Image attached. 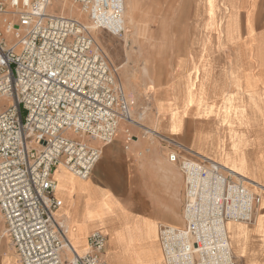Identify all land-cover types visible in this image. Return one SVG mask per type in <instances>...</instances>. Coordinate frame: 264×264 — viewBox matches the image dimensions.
Segmentation results:
<instances>
[{
  "label": "built area",
  "instance_id": "built-area-1",
  "mask_svg": "<svg viewBox=\"0 0 264 264\" xmlns=\"http://www.w3.org/2000/svg\"><path fill=\"white\" fill-rule=\"evenodd\" d=\"M67 1L96 29L126 31L125 0ZM51 5L0 0V100L9 101L0 111V216L22 264H107L103 233L93 232L79 255L56 221L63 201L55 197L54 172L62 166L88 180L102 158V147L69 132L109 145L121 123L136 122L91 28L76 17L48 14ZM126 134L133 139L130 129ZM189 151L195 155L168 157L184 177L185 224L161 226L165 263L236 264L227 225L255 223L264 188Z\"/></svg>",
  "mask_w": 264,
  "mask_h": 264
},
{
  "label": "crops",
  "instance_id": "crops-1",
  "mask_svg": "<svg viewBox=\"0 0 264 264\" xmlns=\"http://www.w3.org/2000/svg\"><path fill=\"white\" fill-rule=\"evenodd\" d=\"M198 6L199 20L204 21L203 26L200 24L201 35L223 39V50L231 53L232 72L229 82H222L229 88L222 86L216 91L221 104L216 107V125L212 132L201 130L198 133V150L185 148L264 188V0H198ZM125 7L126 32L130 27L136 33L144 18L134 0H125ZM212 30L215 32L211 33ZM189 96L192 97V91ZM146 116L147 112H142L134 126L147 135L157 136L160 116L155 128L140 123ZM179 122L176 114L171 115L170 131L176 133ZM127 129H124V139H118L117 133L112 144L99 142L96 146L102 147L103 156L92 179L81 180L62 166L55 170L58 184L55 197L63 201L55 218L66 227L79 255L87 252L88 238L97 231L107 240L103 255L107 264H166L160 228L185 224L184 177L157 147L151 148L139 140L132 130L133 139L128 140ZM201 146L209 148L213 154L206 148L202 150ZM171 151L183 155L174 148ZM126 170L136 175L137 180H130L126 204L122 205L106 184L116 192L121 191L120 176ZM140 174L141 181L138 180ZM100 179L104 186L98 183ZM181 186V219L176 223L169 213L176 212L174 201L178 199ZM261 194L255 223L227 225L236 264H264V191ZM70 258V253L63 254L65 261ZM0 264H22L1 216Z\"/></svg>",
  "mask_w": 264,
  "mask_h": 264
},
{
  "label": "rangeland",
  "instance_id": "rangeland-1",
  "mask_svg": "<svg viewBox=\"0 0 264 264\" xmlns=\"http://www.w3.org/2000/svg\"><path fill=\"white\" fill-rule=\"evenodd\" d=\"M134 1L144 18L141 29L136 33L130 27L121 35L94 29L79 7L67 0H52L47 13L79 18L91 28L92 37L108 57L127 94L133 120L139 121V115L146 111L147 116L140 123L155 128L157 116H160L158 136L147 135L138 126L124 122L120 126L121 131H118V139H124V129L130 128L139 140L151 148L157 147L167 160L173 148L182 152V157H193L195 154L185 147L198 150V133L201 130L212 132L216 125L215 111L221 104L220 97L216 98V91H220L222 86L229 88L228 84L222 82H229L231 76V53L223 50L221 37L201 35L200 24L203 26L204 21L199 20L198 0ZM190 91L192 97L189 96ZM8 105L7 99L0 100V109ZM173 114L180 118V128L176 133L170 131L169 127ZM67 135L95 146L100 144L73 131ZM27 144L35 147L31 139L27 140ZM205 148L201 146L202 150ZM208 149L206 151L213 154ZM93 175L94 171L89 179ZM142 177L140 174L138 180L141 181ZM131 179L137 180V176L123 171L120 176L122 189L119 192L106 184L122 205L126 204L125 194ZM98 183L104 186L101 179ZM181 191L182 186L178 199L174 201L176 212L169 213L176 223L181 219ZM139 214L143 212L139 211Z\"/></svg>",
  "mask_w": 264,
  "mask_h": 264
},
{
  "label": "bare ground",
  "instance_id": "bare-ground-1",
  "mask_svg": "<svg viewBox=\"0 0 264 264\" xmlns=\"http://www.w3.org/2000/svg\"><path fill=\"white\" fill-rule=\"evenodd\" d=\"M133 2V1H132ZM128 11V10H127ZM125 13H126V7H125ZM124 17H125V15H124ZM93 28L94 29H96L94 26H93ZM134 119V118H133ZM135 121V120H134ZM136 122V121H135ZM222 165V164H221ZM224 166V165H223ZM224 167H226V166H224ZM227 168V167H226ZM229 169V168H228ZM231 170V169H230ZM233 171V170H232ZM238 174V173H237ZM58 188V187H57Z\"/></svg>",
  "mask_w": 264,
  "mask_h": 264
}]
</instances>
